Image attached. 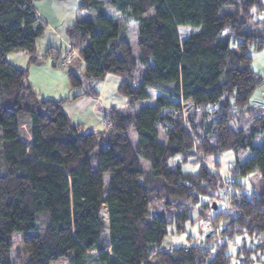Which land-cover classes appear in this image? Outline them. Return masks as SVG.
<instances>
[{
    "label": "trees",
    "instance_id": "1",
    "mask_svg": "<svg viewBox=\"0 0 264 264\" xmlns=\"http://www.w3.org/2000/svg\"><path fill=\"white\" fill-rule=\"evenodd\" d=\"M37 1L0 0V264L15 263V232L23 264H264V110L250 103L263 78L249 55L264 44V0H80L64 32L85 66L67 70L71 87L84 86L76 96L115 75L130 106L153 100L136 115L111 108L102 132L71 122L64 99H38L27 70L6 58L22 51L37 62ZM185 26L194 31L180 39ZM247 150L232 171L259 174L260 189L230 182L228 212L211 219L223 220L221 243L205 235L203 245L162 247L168 228L184 232L195 208L221 200L223 179L207 159Z\"/></svg>",
    "mask_w": 264,
    "mask_h": 264
},
{
    "label": "rangeland",
    "instance_id": "2",
    "mask_svg": "<svg viewBox=\"0 0 264 264\" xmlns=\"http://www.w3.org/2000/svg\"><path fill=\"white\" fill-rule=\"evenodd\" d=\"M68 2L71 0H67ZM78 5L76 6V12L82 14L79 9L80 0H77ZM152 14V11L150 12ZM48 28V27H47ZM37 38L36 41V55L37 62L30 63L28 55L22 51H13L6 55L7 60L14 66L24 68L27 70L26 80L32 86L33 91L36 93V97L40 100H54L59 101L64 99L62 103V109L69 117L70 121L74 124H79L83 131L102 132L106 129L107 118L111 108H115L122 113L127 112L132 115H136L140 108L145 106L153 105L152 99H144L134 102L132 106L129 105L127 97L122 95L118 90L119 77L115 75H107L104 80L96 83L94 89L96 95H78L84 89L82 87L73 88L70 86L67 70L71 67L79 75L84 73V63L81 61L76 50L72 49L66 40L65 33L61 36L54 32H49L48 29ZM194 29L191 27H178V34L180 39H184ZM136 26L134 23L130 24V35H131V49L134 56H137V47L135 42ZM73 51V60L63 64V59L69 57V52ZM249 55L251 57V68L252 70L263 78V83L255 88L251 98H260L264 101L263 85H264V44L259 48L255 49L250 46ZM20 65V66H18ZM151 96L159 95L158 92L150 90ZM76 96V97H74ZM63 100V101H64ZM252 100L250 103L252 104ZM253 105V104H252ZM24 107V106H23ZM129 140L132 146L135 147L137 138L133 130L128 132ZM1 135V129H0ZM164 141L163 138H160ZM263 141V137H258L255 141L256 145H259ZM251 153L247 150L243 154L235 155L232 151H225L221 154H216L207 159V164L219 173L222 178V196L221 200L215 198L210 208L211 202L206 201L204 205L197 207L191 213V221L185 225V231L182 233H175L173 228H168L167 235L163 239L162 247L183 246L186 244H202V240L205 235L215 236V243H221L219 237V230L223 225L221 218L217 219V224L213 225L211 219L215 218L218 214H226L230 205L231 188L228 186L232 180L243 185L244 190L247 193L258 192L260 189V176L257 173L246 174L239 176L238 173L232 171L236 160L240 162L246 161L250 158ZM176 161V158L173 159ZM149 164L147 161L141 160V167L148 168ZM183 171L196 172L197 166L192 163L184 164L182 167ZM104 220H107L105 211H102ZM37 221H43V214L37 215ZM107 233V230L104 231ZM209 233V234H208ZM23 233L15 232L11 235V251L14 257V264H23L22 257L24 256V250L22 246ZM229 245L230 251L235 253L240 243ZM66 258H60L51 264H67ZM232 262H237V259L233 258Z\"/></svg>",
    "mask_w": 264,
    "mask_h": 264
},
{
    "label": "crops",
    "instance_id": "3",
    "mask_svg": "<svg viewBox=\"0 0 264 264\" xmlns=\"http://www.w3.org/2000/svg\"><path fill=\"white\" fill-rule=\"evenodd\" d=\"M77 5V0H71L69 2L67 0H39L33 4V8L45 23L44 30L48 27L47 29L49 32H54L61 36L64 34L66 27L75 21ZM36 41L38 40L36 39ZM250 100H252V98H250ZM252 101V106L264 110V101L260 98L258 101L256 99Z\"/></svg>",
    "mask_w": 264,
    "mask_h": 264
},
{
    "label": "built area",
    "instance_id": "4",
    "mask_svg": "<svg viewBox=\"0 0 264 264\" xmlns=\"http://www.w3.org/2000/svg\"><path fill=\"white\" fill-rule=\"evenodd\" d=\"M69 57L67 58V57H65L64 59H63V64L64 63H66V61L68 62L67 64H69V62H71V60H73V56L75 55L74 54V52L73 51H70L69 52ZM263 94H264V85H263Z\"/></svg>",
    "mask_w": 264,
    "mask_h": 264
},
{
    "label": "water",
    "instance_id": "5",
    "mask_svg": "<svg viewBox=\"0 0 264 264\" xmlns=\"http://www.w3.org/2000/svg\"><path fill=\"white\" fill-rule=\"evenodd\" d=\"M213 208H214V206H213ZM159 209H160V207L156 208V209L154 210V212H157V213H158V212L160 211Z\"/></svg>",
    "mask_w": 264,
    "mask_h": 264
}]
</instances>
